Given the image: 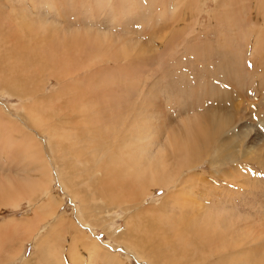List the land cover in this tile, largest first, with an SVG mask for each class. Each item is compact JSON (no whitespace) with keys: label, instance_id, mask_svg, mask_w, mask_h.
Listing matches in <instances>:
<instances>
[{"label":"rangeland","instance_id":"rangeland-1","mask_svg":"<svg viewBox=\"0 0 264 264\" xmlns=\"http://www.w3.org/2000/svg\"><path fill=\"white\" fill-rule=\"evenodd\" d=\"M221 1L182 0L179 9L168 8L167 17H165L167 19H161L159 13L156 14V18L149 13L151 11L149 0H140L141 3H137L136 0L0 1V41L2 40L0 42V122L5 123L8 118H15V120L10 119L9 126L12 125L16 128V137L24 136L26 142L18 140L12 144L13 148L19 147V143L24 144L28 151L30 148L39 150L41 146L51 175H49L50 177L43 176V185L31 191L30 198L19 196L17 202L20 204L18 207L16 206L17 208L12 204L1 209L0 222L3 224L8 225V222L13 218L26 220V223L30 224L24 226L22 232H17L13 236L6 235L4 240L8 239V243L12 241L10 244H15L16 249L20 248V243L26 244L25 257L29 260L36 258L39 260L38 252L34 254L33 244H40L38 241L43 233L50 232L47 229L42 231L47 223L43 220L47 210L41 211L40 206L53 197L51 210L57 211V214H63L65 224L67 226L70 224L68 228L71 229L67 230L66 233L69 235L63 242L65 243L62 253L64 263L67 261L69 264L72 263L67 252L69 254L68 241L71 235L76 233L72 230L71 225L73 224L79 228V233H76V235L80 234L79 241L81 239H85L86 242L97 241L100 246L109 248L112 254L118 257L121 264H154L151 254H142L137 249V251L129 249L126 243L115 241L112 238V235L118 232L125 236L134 234L139 222L138 235H149V238L157 244L168 243L166 255L159 259V264H201L197 261L206 258L208 259L204 261V264H213L216 262L213 260L214 256L231 251L234 253L247 251L242 254L244 257V261H241L242 264H264V249L255 248V244L264 243V130L257 121L260 114L256 113L260 104H264V97L258 99V96L249 92L243 96L239 95L241 97L238 96L239 99L235 100L234 104L239 107L238 114L242 118L237 126L232 127L231 125V128L229 126L226 128V137H231L232 132L242 124L247 129L245 133H248L241 144L235 142L231 144L235 148L238 147L236 151L240 156L236 161L229 159L223 166L210 165L208 161L212 157L211 150L215 153L216 148L209 144L211 150L202 165L198 166L196 170L198 176H207L204 184L197 178L191 179V175L195 174H190L195 172L193 168L185 169L182 174L179 172L174 177V188L171 189L175 193L178 192L180 198V203H175L172 201L174 198L170 195L169 189H160L159 184L154 182L155 180L152 182L153 178L148 177L142 185L143 188L146 186L144 192L149 193L142 205V210L134 209L131 211L134 213L128 215L118 208L114 210L108 208L105 213H102L101 203L105 206L109 205L107 199L100 203L99 197L90 196L91 191L99 186L97 179L93 182H82L81 180H90L83 167H76L75 159L63 164V155H60L49 145L51 137L53 146L59 144L60 148L65 150L75 146L77 148L75 153H81L82 140L86 138L84 127L89 126L91 130H95L93 136L99 138L100 126L105 128L106 132L109 131V134L112 133V124L116 125L118 122L119 131L120 129L123 131L124 125L131 120L136 129L133 131L134 142L133 144L126 142L117 155L123 153L121 156L123 162H127L128 156L134 155V159L143 163L140 170H145L146 173L150 171L151 174V171L154 170L162 172V168L169 164L168 170L170 171L168 172L175 174L177 172L175 161L180 158L178 156L184 155L189 147L194 149L192 145L196 144L197 146V142L204 137L197 140L202 134L206 133L209 136L211 133V128L197 127L203 125L204 120L195 117L196 114L181 113L180 111L181 109L186 112L190 110L193 98L188 96L187 91L194 85L193 82L198 76L196 64L191 65L194 60L193 54L189 55L190 52L186 51L188 48L185 44L188 46L191 43L211 40L218 45L222 40V45L225 48H231L227 47L228 44L236 45L232 46L236 50L238 62L243 65L244 85L248 88L264 89L263 86H256L253 83L254 80L251 81L250 78V75L253 76L252 73L258 75L263 69L261 65L256 66L252 58L254 57L252 50L254 39L250 26L253 24L252 13H256L258 19L264 16V8L260 13L254 9L256 4L264 0H249L245 11L246 25L243 26L245 33L244 30L233 29L234 24L231 25L230 22L233 19V14H229L230 9L241 8L244 13L242 7L244 1L235 0L229 5L225 0L222 6H219ZM132 3L138 4V7L133 8L134 10L131 9ZM169 4L174 5L175 0ZM193 4H196L194 9L190 7ZM121 9L125 13L121 14L120 12L117 15L118 11H122ZM228 14L229 16H227ZM173 17L182 18L183 22L181 24L174 23L172 27L175 29L172 31L184 32L183 38L180 37L179 41L175 43L185 40L172 53V57H169L170 65L169 61L165 62L162 55L159 61L155 60V55L162 52L158 47L163 42L161 41L162 35L169 34L170 26L168 29H161L159 26V31L154 32V24L156 22V26L161 25ZM194 20L195 24H193ZM192 24L194 27H191ZM238 33H244L241 40ZM196 34H199L200 37H197V40H191ZM217 36H220V41L219 38L216 40ZM3 37H9L7 44L10 48L12 47L11 50L6 51L1 46L4 43ZM85 37L94 39L89 42ZM249 37L253 41L250 40L247 43L246 40ZM93 40L101 44V47H92ZM175 43L170 42V45ZM175 56L179 57L177 63H175ZM221 56L214 55V58L220 59ZM228 56L230 57L231 54ZM221 58L223 59L224 56ZM215 59L213 60L215 61ZM70 62H76V64H72V66ZM124 67L126 70H123ZM245 67L246 69H244ZM206 68L209 70L207 62ZM96 69L100 71H96ZM225 69H229L227 64ZM190 74L192 77L189 79L191 81L189 83L187 75ZM213 76L215 75L209 74V77ZM16 81L24 89L12 88L11 85ZM24 81H27L25 83L27 89L20 85ZM114 81L116 82L114 83ZM36 85L39 88L35 90ZM32 90L36 92L29 96L35 100L40 99V101L23 102L22 97L28 96ZM106 90L108 91L105 92ZM120 90H124L122 94ZM20 92L26 95H21ZM103 92L111 96L108 105L112 112H109L110 118L99 119L98 108L102 109L99 95H102ZM117 92L121 95L124 93V96L117 98ZM97 96L98 100L91 102ZM89 100H91L90 103ZM95 105L97 108L94 107ZM129 105L132 108L131 113L127 112ZM201 110L202 112L206 111V109ZM28 114L31 117H27ZM116 115L119 116L117 121H115ZM32 116L34 117L32 118ZM71 117L76 120V127L68 121ZM205 124H208L207 120ZM114 127L117 128V126ZM257 133H260L261 137L255 139ZM124 135L122 133L121 138H124ZM31 138L33 140L29 142ZM77 139L78 147L76 143L74 144ZM186 141L188 144L183 149ZM17 150H13V153ZM87 151L86 148L85 156L81 157L84 165H88L89 162ZM127 152L130 154H126ZM13 153L11 154L12 158L7 156L6 161L0 163V184H3L2 181L7 180L8 174H10L11 178L19 177L20 181L30 188L36 180L34 171L20 168L19 164L25 168L21 164L22 157H20L21 161L20 158H17L18 164ZM3 158L5 157L3 156ZM134 159L132 162L136 167L138 164ZM103 164L107 173L110 172V174L116 167L115 163H108L105 159ZM236 166L242 170V176L238 175L239 170H236ZM223 171L229 174L230 178L223 177ZM71 174L73 175L72 179L76 182L69 183L67 181L64 183ZM188 174V179L192 180L191 184L194 185L190 189V186L187 185V189H185L182 188L186 184L183 183V179ZM136 187L140 188L141 186L137 183ZM47 191L52 195H46ZM132 192L135 193L134 190ZM85 193L89 197L85 198ZM140 193L143 192L137 190V194ZM80 197L82 198L81 203L77 200ZM201 202L206 208H200L196 212ZM86 206L89 208L84 211ZM36 210L38 211L36 212ZM140 211L142 214L138 215ZM194 212L205 216L194 215ZM191 219L195 223H198L199 219L204 223L209 220L210 225H207L209 231L215 235L213 238L219 243L222 238L227 239L223 240L227 246H215L211 251L209 242H213L212 238L210 239L206 233L202 234V237L198 236L196 228L194 235L189 232L190 230H186V226L191 230L197 226ZM177 228H181V230L178 229L181 232L180 237L176 232ZM34 230L35 233H33ZM184 234L186 235L184 236ZM187 236L191 238L187 240ZM11 237L13 240L10 239ZM206 237L209 238V241ZM164 238L168 239L164 240ZM86 245L85 249L80 245V253L83 257V264H91L93 262L91 253L94 252L97 244L86 243ZM159 247L152 250L156 252L163 249V253L164 247L162 249ZM252 249H254L253 252L250 251ZM195 251H199L197 256L194 254ZM22 253L23 250L18 256L17 264L24 262ZM32 253L33 255L30 257ZM0 256L3 255L0 254ZM192 258H194L193 261H191ZM256 259L259 261L255 262ZM232 263L237 262L230 260L227 264Z\"/></svg>","mask_w":264,"mask_h":264},{"label":"bare ground","instance_id":"bare-ground-1","mask_svg":"<svg viewBox=\"0 0 264 264\" xmlns=\"http://www.w3.org/2000/svg\"><path fill=\"white\" fill-rule=\"evenodd\" d=\"M224 1L225 0H222L219 6H222ZM234 1L235 0H226V4L231 5L232 2L234 3ZM243 1H244V3H243L242 7L244 9V13L242 12L243 10L241 8V9H236V10L230 9L229 14L230 13L233 14L234 20L232 19V21H230L231 25L234 24L233 29L234 30L240 29L242 31L244 30V33H245L246 31H245L243 26L246 25L245 11L248 7L249 0H243ZM136 2L139 3L140 0L139 1L136 0ZM169 2H172V0L171 1L170 0H149V5L151 8L150 9L151 11L149 13L153 14L155 16V18H156V14L159 13L161 19H163V18L167 17V11H169L168 8H170L172 10L179 9L181 6L182 0H175V4L172 6L169 4ZM136 6L138 7V4L132 3L131 9L134 10L133 8H135ZM190 7L192 9H194L196 7V4H193L192 6L190 5ZM263 8H264V1H261L260 3H258L254 6V9L258 13L262 12ZM118 12L119 13H117V15L120 14V12H121V14L125 13L123 10L118 11ZM229 14L227 16H229ZM165 19H167V18H165ZM181 19L182 18L177 19V18L173 17V18H170V20L168 22H163L161 25H158V26H156V22H155L154 32L159 31L158 30L159 26L161 29H168L170 26V32H169V34L162 35L161 41H163V42H161V44L158 46L159 50L162 52H159L160 53L159 55H158V53L157 54L155 53L156 59L155 58H150V59H152V60L155 59V60L159 61L161 58V55H162V56H164L165 62L168 63L169 59L172 57L171 56L172 53L175 52L179 48V46H180L179 44H181L185 40V39L180 40L181 43H175V42L179 41L180 37L183 38L184 32L182 31V33H176L177 31H175V32L172 31L173 29H175L172 27L174 25V23L181 24L183 22V20H181ZM195 20H194L193 24H195ZM251 20L253 21V24L250 26V29L253 33L252 37L254 39V43H253L254 47L253 48L251 47L253 52H254V54H253L254 57H252V58L254 59L256 66L261 65L263 67V69H261L260 72L258 70H253L254 72L258 71L259 74L257 75V74L252 73L253 76L250 75V78H251V81H252V79L254 80L253 83H255L256 86L260 85V87L263 86V88H264V66H263V63H264V16L262 18L258 19V17L256 16V13H254V14L252 13L251 14ZM193 24L191 25V27L192 26L194 27ZM184 25L186 26L188 24H184ZM244 33H242V34L238 33L237 34L239 36L240 40L242 39ZM171 34H172V36H170ZM174 34H176L177 36ZM178 36H179V38H178ZM197 37H200L199 34H196L191 40H197ZM218 38L220 41V39H221L220 36H217L216 40ZM2 39L4 41V43L1 45L3 47V49H5L6 51L9 49L11 50L12 47L10 48L7 44L9 42V37L8 38L3 37ZM86 39L89 40V42H90L94 38L88 37ZM253 39L251 37H249V38H247L246 42L249 43V41L250 40L253 41ZM170 42L175 43V44L170 45ZM92 44H93L92 47L93 46H96V48L101 47V44H99L96 40H93ZM176 44H178V46H175ZM15 45H17V44H15ZM215 45H217V43L211 42V40L202 41L200 43L196 42L194 44L191 43L188 46H187V44H185V46L188 48L186 51L190 52L189 55L193 54L192 57L194 60L191 63V65L194 66L196 64L197 70H198V76H197V79L195 80V82H193L194 85L189 89V91H187L188 96L193 98V101L191 102L190 110L188 112H186L184 109H181L180 111H181V113L185 112L187 114H190V113L196 114L195 117H198V118L204 120L203 125H200L197 127H204V128H209V129L211 128V133L209 136H207L206 133L202 134L197 140H200L202 136H204V137L199 142H197V146H196V144L192 145V146H194V149L189 147L184 155L182 154V155L178 156L180 158L177 161H175L177 163V172L175 174H171L168 172V171H170V170H168L169 164H166L164 166L165 168L162 166L163 167L162 168L163 170H161L162 172H157L156 170H154L156 172L151 171V174H150V171H147L148 173H146L145 170H140L143 163H141L138 159L137 160L134 159L133 158L134 155L128 156L129 158H128L127 162L122 161L121 156L123 155V153H121L119 156L117 155L118 153H120L121 147L126 142H129L132 144L134 142L135 136L133 135V131L135 128H134V124L131 120L127 121V124L124 125L125 128L123 129V131L121 129L119 131L120 127L117 124L118 122L116 123V125L111 123L113 125L112 126V133H109V134H108L109 131L106 132V129L100 126L99 127L100 131L98 132L100 134L99 138H96L95 136H93L95 130H91L89 126L84 127L83 130L86 134V138L82 140L83 143H82V152L81 153H75L77 151V148L75 146L70 147L68 150L60 148L59 144L57 146H53V141H52L51 137L49 136L50 137L49 145L52 146L53 150L57 151L60 155H63V157H64V159L62 160L63 164H67L70 162V160L75 159V166L76 167H83L84 171L86 172V174L88 175L90 180H81L82 182H93L97 179V181L99 182V186H98V188L91 191L92 194L90 196L99 197L100 203L102 201L104 202V200L107 199V202H109V205L105 206L101 203V212L102 213H105L108 208H109V210H112V209L114 210L117 208L121 209L125 213H127V215L134 213V212L131 213V211L134 209L142 210L141 209V208H143L142 205H143L144 201L146 200V196H148V194H149V193L144 192L146 189V186L143 188L142 185L144 184L143 181H147L148 177L153 178L152 182L155 180L154 182L159 184L158 186L160 189H162V188L169 189L170 195H172L174 198V199H172V201H174L175 203H180V198L178 197V192L175 193V191L171 190L172 188H174V185H173V183H174L173 181L175 180L174 177H176L179 172H180V174H182V171H184L185 169L189 170V169L193 168L195 170V172H192L190 174H194V173L195 174L191 175V179L197 178L201 181V183L204 184L205 183L204 181H206L207 176H205V175H201V177L198 176V172H196V170H197L198 166L202 165V163L205 160V157L208 156L209 150H211L209 147V144H211V147L214 146L216 148L215 153H213V150H211L212 151L211 152L212 157L208 161L210 165H221V166H223L226 160L230 159L232 161H236L238 159V157L240 156V154H238V151H236V149H238V147L235 148V146H232L231 144L233 142L241 144L245 140L248 133H245V132H247V129L242 124V125H238V127L234 130V132H232L231 137L230 136L226 137V134H227L226 128L228 126H229V128H231V125H232V127L235 125L237 126L238 122L242 118L241 115L238 114L239 107H237V105L234 104L235 100L238 98L239 95L242 94V96H243L244 94L246 95L249 92L252 95L258 96V99H260L261 97H264V89L262 90L261 88L259 89V88H252V87L248 88L247 86L244 85L245 82L243 80L245 78L242 76L243 65H242V63L238 62L237 53H236V50L233 49V46H234L233 44H232L233 46L229 45V44L227 45V47H231V48H225L222 45V40H221L217 46H215ZM19 46H20V44H19ZM156 49H158L157 46H156ZM221 54H223L222 56H224L223 59L221 58L222 57ZM228 54H231V56L229 57ZM214 55H219L221 57H219L220 59H215ZM115 57H117V56H115ZM174 59H175V63H177L179 61V57L176 58V56H175ZM213 59H215V61ZM206 62L209 66V70H207V68H206ZM70 63H71V65L76 64V62H74V63L70 62ZM169 63H170V61H169ZM226 64L229 67V69H225ZM170 65H171V63H170ZM244 65H245V63H244ZM192 66H190V67H192ZM168 67H169V65L167 66V68ZM124 69L126 70V67H124L123 70ZM244 69H246V67ZM254 69H256V68H254ZM97 70L98 69H96V71ZM72 71H74V70H72ZM84 71H86V70H84ZM98 71H100V70H98ZM191 74L187 75V77H188L187 80L189 83L191 82L189 80L192 77ZM209 74H213L215 76H213L211 78V77H209ZM86 78H88V77H86ZM52 79H54V78H52ZM219 80H221L222 82ZM26 82L27 81H24L20 85H23L27 89V87L25 85ZM115 82L116 81H114V83ZM118 83L119 82H117V84ZM18 84L16 81L15 84L11 85V87L16 89V90L24 89L22 86H19ZM241 84H243V85H241ZM38 88H39V86L36 85L34 89L36 90ZM106 88H108V87H106ZM122 89H123V87H122ZM42 90H44V89H42ZM107 91L108 90H106L105 92H107ZM111 91H112V89H111ZM122 91H124V90H122ZM122 91H121V94H122ZM35 92L36 91L32 90L31 92L28 93V96H25L26 94L20 92L21 95L25 96L24 98L22 97L23 102L24 101H26V102H31V101L38 102V101H40V99L35 100V98H32V96H29V94H31V93L34 94ZM105 92H103L102 95L101 94L99 95V102L102 104L101 105L102 109L100 107L98 108L99 119L110 118L109 112L110 113L112 112L110 109V106L108 105V104H110L108 102H109V98L111 96ZM121 94H119V92H117L116 97L120 98L121 96H124V93H123V95H121ZM129 94H131V93L129 92ZM239 97H241V96H239ZM97 100H98V96L96 99H94V101L89 100V103H90V101L95 102ZM111 105H113V104L111 103ZM19 106H20V104H19ZM94 107L97 108V105H95ZM201 109H206V111L202 112ZM127 112H129V113L132 112V108L130 105L127 108ZM256 113L260 114L258 116L257 121H258V124H261L262 129L264 130V104H260ZM204 114H207V115L204 116ZM27 117H31V115L28 114ZM33 117L34 116H32V118ZM118 118H119V116L116 115L115 121H117ZM10 119L15 120V118H8L5 123L3 121L0 122V163L1 164L4 163V161H6L5 160L6 157L7 156L11 157L13 150L18 149L17 151H15L13 153V156L16 157L15 161L19 164L17 158L22 157L21 164H23L25 166V168L19 164L20 168L33 170L36 180H35L34 185L29 188V186L24 184V182L20 181L19 177H16V179H13V178H11L10 174H8L7 180L5 179L4 181H2L3 184L2 183L0 184V211L4 206L6 207V206L12 205V204H13V206L15 205L14 207H16V206L18 207V205L20 204V202H17L19 196L30 198L29 197L30 192L33 191L34 189H36L38 186L43 185L42 184L43 176L44 175H48V177L51 176L49 173V169H48V163H47L46 158H44L43 148L41 146L39 147V150L34 149V148H30L28 151L26 146H24V144L19 143V147L13 148L12 144H14L15 142H18V140L20 142H26V138L24 136H21V138L16 137V128H14L12 125L9 126ZM206 120L208 121V124H205ZM68 121L70 123H72V126H74V127L77 126V123H76V120L74 119V117H71L70 119H68ZM114 126H117L118 129ZM193 128H195V127H193ZM204 128H203V131H205ZM122 133L125 134L124 138H121ZM193 137H194V134H193ZM257 137L260 138L261 134L257 133L255 139ZM195 138H196V136H195ZM32 140H33V138H31V140H29V142ZM188 141H186V145L183 147V149L186 148ZM263 141H264V139H263ZM35 142L37 143V141H35ZM75 143H76V146L78 147V144H79L78 139L76 140V142L74 141V144ZM86 148L88 149V151H87L88 161H89L88 165H84L82 160H81L82 155L85 156V149ZM239 150H241V149H239ZM188 151H190L191 153H189ZM126 154H130V153L127 152ZM3 156L5 158H3ZM24 158H25V160H24ZM104 159L108 163L112 162V163L116 164V167L111 172V174H110V172L107 173V170L104 167V164H103ZM132 159H134L136 164H138L136 167L134 166ZM20 161H21V158H20ZM68 167H70V166H68ZM9 170H11V169H9ZM236 170H239L238 171L239 176L243 175L242 170L240 168H237V166H236ZM149 174H150V176H148ZM72 176H73L72 174L69 175V178L65 179L64 183H67V181L69 183L76 182V180L72 179ZM222 176L226 177V178H228V177L230 178V175L225 173L224 171H223ZM188 177H189V174L183 179V183L184 184L186 183V184L183 185L182 188L187 189V185H188V186H190L189 187V189H190L191 186L194 185V184H191L192 180L188 179ZM44 183H45V181H44ZM137 183H138V185L141 186L140 188L136 187ZM150 187H152V186H150ZM133 190L135 193L132 192ZM137 190H141V192H143V193L137 194ZM46 195H52V194H50V192L47 191ZM179 195H180V192H179ZM84 197L87 198V197H89V195H87V193H85ZM108 197L110 198V201H109ZM52 199H53V197H50L47 202L42 203V205L40 206L41 211L43 209L47 210V214L45 215L43 220H45L47 222L46 225H48V226L45 225L43 227L42 231L47 229L51 232V235H50V232L49 233H47V232L43 233L42 237L38 241V243H40V244H38V245H36L35 243L33 244V248L35 249L34 254L36 252H38L40 259L37 260V258H36L34 260L33 259L29 260V258L25 257L24 254L26 251V244L24 245L23 243H20V248L16 249L14 247L15 244H13V243L10 244V242H12V241H10L8 243V239L4 240V237L6 235L13 236L17 232H22L23 231L22 229L24 228V226L30 225V224L26 223V220H16L15 218H13L12 220H10V222H8V225H5V224H3V222H0V254L3 255L2 257L0 256V260H2V261H0V264H17L18 256L20 255L21 250H23V253H22V256L24 257L23 258V260H24L23 264H69V263H67L68 261L64 263L63 258H62V253H63L64 247H65V245H64L65 243H63V242L67 240V236L69 235V233L67 234L66 232H67V230H71L68 228L70 226V224L67 223L69 226H67L65 224V221L63 220V214H57V211L51 210L52 209V206H51ZM77 200L79 201V203L82 202L81 197L77 198ZM111 200H114V201L112 202ZM132 200H134V201H132ZM128 201H131V202H128ZM139 201H141L142 204H140L141 202H139ZM60 207H61V205L58 208L60 209ZM204 207H205L204 203L201 202L198 206L199 209H197L196 212H198L200 210V208H204ZM87 208H89V207L88 206L84 207V211ZM143 210H145V209H143ZM37 211L38 210H36V212ZM84 211H82V212L84 213ZM226 213L228 214V212H226ZM139 214H142V211L138 212V215ZM143 214H145V213H143ZM194 215L205 216L204 214H198L195 212H194ZM147 218H149V216H147ZM193 223H195V222L193 221ZM195 224H197L198 227L194 226V229L191 230V229H188V226H186V230H190L189 232H192V234L194 235V234H196V232H194V230L197 229L196 231L198 232V236L202 237V234L206 233L210 239L212 238L211 240L213 242L212 243H211V241L209 242L210 243L209 249L211 251L215 246H220V245H226L227 246L226 243H223V240H227V239L222 238V241L219 243L215 240V238H213L215 235H213L212 231H209V226H208V225H210L209 220L206 223H204L199 219V222L195 223ZM75 226L73 224L71 225L73 232L79 233L78 232L79 228H77V226L76 227ZM178 229L181 230V228L176 229V232H177V234H179V237H180L181 232ZM138 231H139V222H138V227L136 228L134 234H128L125 236L124 234H120L118 232V233L113 234L112 238L115 241H118V242L120 241L122 243H126L129 249H132V250L137 249L142 254H147V255L151 254L153 263L159 264V259H162L163 256L166 255L168 243H158V244L154 243V241L151 238H149V235H144V236L138 235ZM149 231L151 232V230H149ZM161 231H163V230H161ZM184 231H185V229H184ZM33 233H35V230ZM76 233H75V235H71V238L68 241L70 249H69V254L67 252V255H69V258L72 262L71 264H83V257H82V254L80 253V245L85 249L87 247V245L89 246V244L86 245V243L97 244L96 248H94V252L91 253V257L93 260V262L91 264H121L118 257L116 255L112 254V252L109 248H107V247L105 248V247L100 246L98 244V242L95 240H91L89 242L88 241L86 242L85 239H81V241H79L78 237H80V234L76 235ZM151 234L155 235L154 233H151ZM185 235L186 234H184V236ZM190 238L191 237L187 236V240H189ZM209 238H207L208 241H209ZM10 239L13 240L12 237ZM167 239L164 238V240H167ZM181 239H182V237H181ZM79 243H83V244H79ZM169 243H170V241H169ZM177 243H179V242H177ZM255 245H256L255 248L264 249V243H258ZM260 245H261V247H260ZM158 247L160 249H162L164 247V252H163L164 254L162 253L163 249L162 250L158 249L159 251H156V252L154 250H152V249L158 248ZM169 248H172V247L169 246ZM230 249H232V248H230ZM250 251L253 252L254 249H252ZM198 252L199 251H195L194 254L197 256ZM246 252L247 251H242V253L241 252L240 253L239 252L234 253L233 251H231L230 253H223V254H220L217 256L213 255L214 256L213 260L216 261L213 264H218L220 262H221L220 264H227L230 260L237 262V263H232V264H242L241 261H244V257L242 256V254H244ZM32 255H33V253L30 255V257ZM259 255H261V254H259ZM4 256H5V258H3ZM246 258L247 257H245V260H247ZM186 259L188 260V258H186ZM193 259L194 258H192L191 261H193ZM207 259L208 258L203 259V260L200 259L202 262L201 261H197V262L204 264V261H206ZM256 261H259V260L256 259L255 262Z\"/></svg>","mask_w":264,"mask_h":264}]
</instances>
